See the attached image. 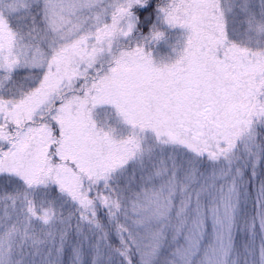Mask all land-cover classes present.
I'll list each match as a JSON object with an SVG mask.
<instances>
[{
    "label": "snow or ice",
    "instance_id": "snow-or-ice-1",
    "mask_svg": "<svg viewBox=\"0 0 264 264\" xmlns=\"http://www.w3.org/2000/svg\"><path fill=\"white\" fill-rule=\"evenodd\" d=\"M0 180V264H264V0H0Z\"/></svg>",
    "mask_w": 264,
    "mask_h": 264
},
{
    "label": "rangeland",
    "instance_id": "rangeland-1",
    "mask_svg": "<svg viewBox=\"0 0 264 264\" xmlns=\"http://www.w3.org/2000/svg\"><path fill=\"white\" fill-rule=\"evenodd\" d=\"M173 31V37H172V42H175V36L176 34L180 33L182 30L180 29H175V30H172ZM171 54L170 53V49L167 47V46H160L159 48V55L160 56H167ZM174 58V56H173ZM247 240V235L246 234H240V233H237V237H236V242H237V246L239 247L242 243V241H245ZM241 264H242V261H241Z\"/></svg>",
    "mask_w": 264,
    "mask_h": 264
},
{
    "label": "trees",
    "instance_id": "trees-1",
    "mask_svg": "<svg viewBox=\"0 0 264 264\" xmlns=\"http://www.w3.org/2000/svg\"><path fill=\"white\" fill-rule=\"evenodd\" d=\"M153 19H154V16H153ZM0 186L5 187L7 189H10L12 185L11 184L5 185L4 182L2 180H0Z\"/></svg>",
    "mask_w": 264,
    "mask_h": 264
}]
</instances>
